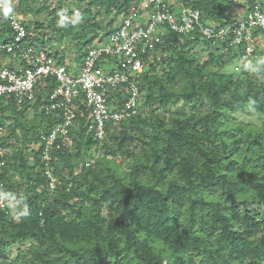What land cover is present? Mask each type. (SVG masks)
I'll return each instance as SVG.
<instances>
[{"label": "trees", "instance_id": "trees-1", "mask_svg": "<svg viewBox=\"0 0 264 264\" xmlns=\"http://www.w3.org/2000/svg\"><path fill=\"white\" fill-rule=\"evenodd\" d=\"M7 1L34 17L27 45L72 68L139 0ZM181 1L219 27L241 5ZM260 1L247 0L244 13ZM163 37L142 54L138 112L109 123L102 143L80 102L70 140L51 153L54 189L41 153L42 136L62 121L45 110L56 78L33 101L0 96V144L10 151L1 176L13 203L0 210V264H264V35L245 63L244 46L219 54L199 32ZM11 39L0 12V41ZM121 98L118 90L110 101Z\"/></svg>", "mask_w": 264, "mask_h": 264}, {"label": "built area", "instance_id": "built-area-1", "mask_svg": "<svg viewBox=\"0 0 264 264\" xmlns=\"http://www.w3.org/2000/svg\"><path fill=\"white\" fill-rule=\"evenodd\" d=\"M0 12L8 15L12 29V39L0 41V96L14 94L19 104L25 99L33 101L38 86L47 77L54 76L57 81L45 110L61 113L62 121L48 135L42 136L41 153V163L52 189L58 180L50 167L51 153L55 147H61L60 141L70 140L80 102L88 109L89 131L102 143L108 135L109 123L119 124L138 112L141 100L138 80L144 69L142 54L147 51L155 54L157 43L163 42L167 31L183 35L199 32L204 38L219 43V54L244 46L242 63L257 57L256 49L264 35V3L261 1L246 13L235 16L230 24L219 27L204 22L199 8L185 5L181 0H139L107 38L96 40L82 62L71 68L58 63L42 47L27 45L29 30L25 17L13 10L7 0H0ZM11 53H18L27 65L15 64L9 56ZM118 90L122 98L113 103L110 97ZM9 153V149L0 144V210L10 206L1 176ZM90 165L91 162L86 163Z\"/></svg>", "mask_w": 264, "mask_h": 264}, {"label": "rangeland", "instance_id": "rangeland-1", "mask_svg": "<svg viewBox=\"0 0 264 264\" xmlns=\"http://www.w3.org/2000/svg\"><path fill=\"white\" fill-rule=\"evenodd\" d=\"M55 1V0H54ZM71 2V1H70ZM241 4V5H240ZM247 4V0H239V7L237 8V10H235L234 11V13H233V16H237V15H242L243 13H244V11H245V9H244V5H246ZM34 17L32 16V15H28V16H25V20L26 21H29V22H31V27L32 28H34V19H33ZM120 22V20L119 19H117V21L115 22V25H117L118 23ZM42 33H45V35H46V38L47 37H50V36H52V33H51V31H49V30H44V31H41ZM54 44V43H53ZM55 44H57V43H55ZM54 44V45H55ZM72 42L70 41L69 42V44H67V46L68 47H71L72 46ZM57 47V46H56ZM202 58V57H201ZM236 62L237 61H233V62H231L229 65H227V67H226V69L227 70H232L233 68H234V65L236 64ZM102 148H99V149H97V150H93V154H95V155H101L102 154ZM90 158H92V160L94 159V156H92V157H90ZM12 204L13 203H11V205L10 206H12ZM17 253V247H15V248H13V250H12V253H11V255H15Z\"/></svg>", "mask_w": 264, "mask_h": 264}]
</instances>
